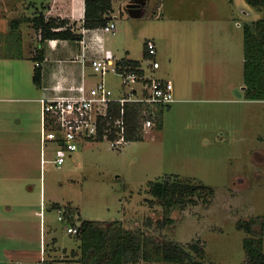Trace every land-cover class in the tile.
<instances>
[{
  "label": "rangeland",
  "instance_id": "obj_1",
  "mask_svg": "<svg viewBox=\"0 0 264 264\" xmlns=\"http://www.w3.org/2000/svg\"><path fill=\"white\" fill-rule=\"evenodd\" d=\"M8 1L18 11L20 3L37 2ZM112 4L115 31L105 35V49L118 59L128 50L132 59L143 61V44L154 40L161 67L151 75L173 84L175 102L159 108V124L155 116L154 126L141 138L118 148L107 141L85 142L61 168L45 163L40 171V105L33 102L40 90L31 81L34 43L26 20L15 19L20 26L11 28L8 45L0 26V56L14 57L0 63V202L38 210L41 185L43 204L73 206L78 210L76 224L94 220L130 225L149 216L161 217L160 206L149 201L150 182L166 177L191 180L212 191L194 196L182 210H173V223L162 230V236L180 245L197 241L208 264H243L244 241L256 238L237 227L254 220L252 227L257 230L264 217V100H246L243 26L255 21L257 14L264 17V6L256 12L243 0H148L143 15L132 18L125 9L128 0H112ZM205 8L215 14L210 13L212 20L202 38L195 27H187L196 25L193 19L209 17L201 15ZM241 9L250 15L240 14ZM9 14H13L10 19L16 16L15 11ZM201 39L207 47L188 54L189 42L197 46ZM190 57L197 63L192 65ZM148 63H142L145 70ZM105 82L113 95H119L117 76L108 75ZM45 150V158L52 159L55 146L47 144ZM36 213L30 218L38 229ZM43 213L45 226L54 230L45 240V257L41 256L45 264L73 263L79 239L66 233L67 225L57 221L55 210ZM17 224L16 231L10 228L9 240L1 230L0 253L4 245L10 251L0 259L6 264H42L39 236L33 230L30 239L17 237L23 230ZM261 241L264 250V226ZM22 246L36 248V255L26 259L18 250ZM138 264L167 263L155 259Z\"/></svg>",
  "mask_w": 264,
  "mask_h": 264
},
{
  "label": "trees",
  "instance_id": "obj_2",
  "mask_svg": "<svg viewBox=\"0 0 264 264\" xmlns=\"http://www.w3.org/2000/svg\"><path fill=\"white\" fill-rule=\"evenodd\" d=\"M254 11L259 12L264 6V0H244ZM112 4L109 0H84V29H94L105 26L111 21ZM261 17V16H260ZM258 18L251 24L243 26L244 32V85L247 100H264V17ZM32 27L39 34V43L43 45L49 40H64L78 42L82 36L68 27V22L61 19H45L38 15L30 20ZM20 21H14L12 28H16ZM42 48V47H41ZM144 58L149 56L144 52ZM43 50L40 49L33 56L34 63L43 61ZM122 66L142 72L138 61L121 59ZM41 69L35 67L33 83L40 87ZM168 107V106H166ZM163 109V108H161ZM127 140L134 141L139 137L138 112L128 109ZM159 116V113H158ZM155 121L159 124V117ZM173 178V177H172ZM211 192L210 187L200 183L181 181L177 178L166 177L160 181L148 184L150 203L155 201L161 208V217L154 219L151 216L145 221L136 220L133 224L121 221L100 222L82 220L79 223V232L73 235L79 239V254L71 261L76 264H138L160 260L167 264H208L204 261L203 247L197 241L180 245L173 243L162 236V230L173 223L170 214L175 209L182 210L194 196L206 195ZM153 199V200H152ZM64 209V224L76 223V209L72 206L62 207L53 204L51 210ZM252 222L243 223L237 228L256 239H245V261L243 264H264V250L261 236L264 226V217L259 221L260 228L255 230ZM155 258V259H154ZM67 264V263H65Z\"/></svg>",
  "mask_w": 264,
  "mask_h": 264
},
{
  "label": "built area",
  "instance_id": "obj_3",
  "mask_svg": "<svg viewBox=\"0 0 264 264\" xmlns=\"http://www.w3.org/2000/svg\"><path fill=\"white\" fill-rule=\"evenodd\" d=\"M87 30H82V38L77 42L79 55L75 59L82 67L80 82L65 88L54 86L52 95L37 100L40 105V171L45 163L61 168L65 159L70 158L85 142L107 141L113 148L128 143L129 107L138 112L139 137H142L154 126L153 120L159 108L175 102L173 84L151 75L160 68L159 62L151 61L148 68L151 73L142 67L141 73L125 68L121 59L109 52L103 54L100 41L95 48L90 45L84 38ZM101 31L103 34H114V22H108L101 27ZM145 50L151 59L156 53L155 44L147 41ZM88 52L95 56L89 61L91 73L96 78L92 84H89L85 74ZM34 65L40 67L38 62ZM111 74L121 81L117 96L113 95L105 82L106 76ZM47 144L55 146L53 153L50 152L53 155L50 160L45 158ZM56 214L57 221L64 223V209H57ZM78 232L79 223L66 226L68 235ZM41 263L45 264V259L41 258Z\"/></svg>",
  "mask_w": 264,
  "mask_h": 264
},
{
  "label": "crops",
  "instance_id": "obj_4",
  "mask_svg": "<svg viewBox=\"0 0 264 264\" xmlns=\"http://www.w3.org/2000/svg\"><path fill=\"white\" fill-rule=\"evenodd\" d=\"M109 1L112 4V0H109ZM232 1L235 2V0H232ZM12 4L13 5H11V2L9 3L8 0L7 1L0 0V15H1L0 26L3 27V29H5V31H6L4 42H6L7 45L9 42L11 43V38L7 37V36H11L13 34L11 32V30H12L11 24L14 21H16L15 19L18 20V18H19L20 21L26 20L25 21L26 22L25 23L26 30L30 31V33H31V34L29 33L30 34L29 39L34 43L33 56L36 53V51L38 52V50H40V49L43 50L44 59L40 63V67H39L41 69V74H42L40 87H37L33 83V79H32L35 65L32 69L31 81L40 90L39 98H35L33 102L38 103L37 100L40 99V96L42 98L44 96L52 95V93H53L52 89L54 86L58 85L60 87L65 88V87L69 86L70 84H74V85L78 84L81 80L82 67L80 65V62L75 59L79 55L77 43L76 42L75 43L70 42V41H64V40H49V41H46L43 45H40L39 34L32 27V22L30 20L32 18L38 16V15H42L46 20L47 19H57V18L61 19V20H66L68 22V27H71L72 31H74L77 34H81L82 30H84V28L82 27L83 21H84V0H41V1H39V3H38V0H37V2L25 1L23 3H20V6H22L21 11H18L19 7L16 6V4L14 2ZM11 6H12L11 11L16 12L15 18H12V19H10V16L13 14H9L11 11L8 12V9H10ZM112 9H113V4H112ZM135 10H138V9H135ZM200 11H201L202 16L207 15L209 17H207V19H205V20L199 19V18L193 19V22H195L196 25L193 27L188 26L187 29L195 30L194 29V27H195L197 30L200 31L201 37L203 38V35H204V37L206 36L205 31L207 30V26L211 23L210 21L212 20V17H210V13H211V16L214 15L215 13L212 9H209V8L200 9ZM212 11H213V13H212ZM113 13H114V10L110 14V18H111L112 22H114V19H115V16L113 15ZM239 13L243 14L244 16L250 15L248 12L244 11L243 9H241ZM26 16H28V17H26ZM258 18H259V16L257 14V19ZM187 20H189V19H187ZM202 20H204V21H202ZM207 22L209 24H207ZM19 26H20V23H19ZM235 26L237 28H239L240 23L235 21ZM14 29L18 30V27L14 28ZM105 35L106 34H103L101 31V27H98V28H94V29H88L87 32H85V34H84V38L94 48L97 46V44L100 41V44L102 45V48H103V54H105L106 52H109L110 54H112L109 50L105 49ZM0 36H2V35L0 34ZM15 39L16 38H13V41H15ZM152 42L154 44L156 43L154 40H152ZM203 42L196 46L193 44L192 41H190L188 46H187V50H189L188 54L194 53V50L196 49V47L197 48H199L201 46L203 47L204 44L207 47V42L206 41H203ZM145 43L143 44L144 48H145ZM72 46H74L75 50L72 49ZM155 46H156V44H155ZM145 52H146V50H145ZM156 53L151 59L150 58L149 59L144 58V53H143V61H138L141 64V67H142V63L144 61L149 62L147 69H146V71L148 73H151L148 69L151 61L152 60L157 61L156 60ZM3 55L4 56H0V63H1V61L5 62L6 61L5 58L7 56L10 57V55H8V54L7 55L3 54ZM113 56L115 57V55H113ZM94 57L95 56L91 52H88L86 54L85 74L87 75V80H88L89 84H92L96 81V78L92 75L91 69L89 67V61H90V59H92ZM10 58H12L11 60H14V57H10ZM10 58H7V59H10ZM216 58H217V56L215 57V59L213 61L217 60ZM120 59L137 61V60H134L130 57V52L128 50L125 51V56L120 58ZM190 62L192 65H194L195 62L197 63V61L192 59V57H190ZM243 62H244V59H243ZM160 67H161V65H160ZM16 100L31 101V99H29V100L16 99ZM161 108H163V107H161ZM38 141H39V136H38ZM72 156L70 158H72ZM2 189L3 188H0V193L2 192ZM4 190L11 192L10 187L9 188L5 187ZM42 200H43L42 186L40 185V206H39L38 210H36V209L32 210V207L30 205L25 206L23 204V207L17 208V207H15V204H13L14 205L13 206L9 202H5V201H4L5 203L0 202V234H2L1 230L3 229L5 237L8 238L6 240H9V236H10L9 230H10V228H12L14 231H16L17 228L15 226L16 225L18 226V224H17L18 222H19L20 227L22 226L23 230L16 233L17 237L22 236L23 239L27 240V236H28L30 239L32 237L33 230H35L34 231L35 236L36 237L39 236L38 237V241H39V262H41L42 257L43 258L45 257V246H44L45 240H48L49 237L52 236V232L54 231V230L53 231L51 230V227H48L49 228L48 229L45 226L46 220H45V215L43 213L45 210H47L48 212L51 211L52 206H49L47 208L43 204L44 200L43 201ZM30 211H32V212H30ZM34 211L39 212L38 214L36 213V215L39 217L38 229H37L36 223H34L33 219L31 220V218H30V217H32ZM77 214H78V210L75 214V219H76ZM1 223L5 225L4 228H1ZM4 246H5L4 250H2L3 252L0 253L1 256L4 253L7 255L8 252L10 251L9 250L10 248H8L7 245H4ZM26 248L27 247L22 246V248L18 249L20 251V255H23V257H26V259L27 258L31 259L33 256L36 255V252H37L36 248H34V247L33 248L29 247L30 249H26ZM2 261L3 260L0 259V264H6V263H3Z\"/></svg>",
  "mask_w": 264,
  "mask_h": 264
},
{
  "label": "water",
  "instance_id": "obj_5",
  "mask_svg": "<svg viewBox=\"0 0 264 264\" xmlns=\"http://www.w3.org/2000/svg\"><path fill=\"white\" fill-rule=\"evenodd\" d=\"M133 0H129L128 1V5L125 6L126 12H128V14L132 17V18H136V17H140L143 15V13L145 12V7L138 8L135 5H131L130 2H132ZM138 9V10H135Z\"/></svg>",
  "mask_w": 264,
  "mask_h": 264
},
{
  "label": "flooded vegetation",
  "instance_id": "obj_6",
  "mask_svg": "<svg viewBox=\"0 0 264 264\" xmlns=\"http://www.w3.org/2000/svg\"><path fill=\"white\" fill-rule=\"evenodd\" d=\"M128 1H129V0H128ZM146 1H147V0H133V1L130 2V3H131V5H135V6H137L138 8H141L142 5H143V7H146V4H147Z\"/></svg>",
  "mask_w": 264,
  "mask_h": 264
}]
</instances>
